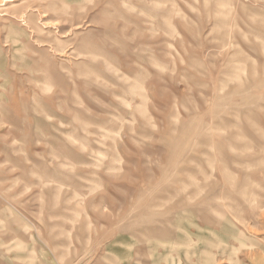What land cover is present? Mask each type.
Instances as JSON below:
<instances>
[{
	"label": "rangeland",
	"instance_id": "obj_1",
	"mask_svg": "<svg viewBox=\"0 0 264 264\" xmlns=\"http://www.w3.org/2000/svg\"><path fill=\"white\" fill-rule=\"evenodd\" d=\"M0 264H264V0H0Z\"/></svg>",
	"mask_w": 264,
	"mask_h": 264
}]
</instances>
